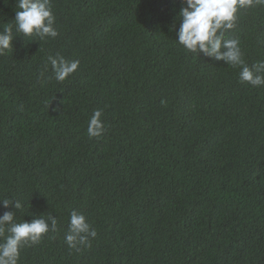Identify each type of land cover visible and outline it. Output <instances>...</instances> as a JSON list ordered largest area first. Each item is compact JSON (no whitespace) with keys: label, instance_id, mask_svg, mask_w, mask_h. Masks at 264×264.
<instances>
[{"label":"trees","instance_id":"obj_1","mask_svg":"<svg viewBox=\"0 0 264 264\" xmlns=\"http://www.w3.org/2000/svg\"><path fill=\"white\" fill-rule=\"evenodd\" d=\"M15 2L0 0V30ZM52 6L56 38L21 34L0 55V200L22 202L16 222L58 221L19 264H264V86L179 44L180 0ZM224 39L264 61V5ZM57 54L79 61L63 82ZM73 211L90 247L65 241Z\"/></svg>","mask_w":264,"mask_h":264},{"label":"clouds","instance_id":"obj_2","mask_svg":"<svg viewBox=\"0 0 264 264\" xmlns=\"http://www.w3.org/2000/svg\"><path fill=\"white\" fill-rule=\"evenodd\" d=\"M178 14L179 29L177 40L186 50L203 54L216 61H223L233 67H240V80L255 87L264 86V61L249 67L242 55L237 39H224V33L235 26L240 10L256 4L264 5V0H180ZM15 18L0 30V55L13 47L14 39L23 35L36 36L40 41L56 38L58 31L54 27L56 16L52 0H16ZM55 79L63 82L79 68V61L66 60L63 56L48 57ZM102 111L96 110L91 116L87 134L90 138H99L105 132L101 119ZM4 208H12L0 215V264H19L20 250L39 241L51 230L57 228V218L48 216L33 218L31 221L16 222L15 210L22 209L21 201L0 200ZM7 233V235H6ZM97 232L87 222V218L73 211L69 221V232L65 241L70 248L79 250L80 246L90 247L89 237L95 238Z\"/></svg>","mask_w":264,"mask_h":264}]
</instances>
